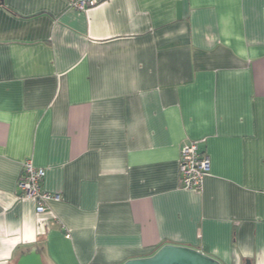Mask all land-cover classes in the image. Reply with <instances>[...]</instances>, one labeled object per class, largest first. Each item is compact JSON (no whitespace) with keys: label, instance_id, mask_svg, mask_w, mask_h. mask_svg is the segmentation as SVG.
I'll return each mask as SVG.
<instances>
[{"label":"crops","instance_id":"0c3cea01","mask_svg":"<svg viewBox=\"0 0 264 264\" xmlns=\"http://www.w3.org/2000/svg\"><path fill=\"white\" fill-rule=\"evenodd\" d=\"M1 1L0 264L166 244L264 264V0ZM189 141L201 191L179 183ZM27 160L60 196L40 217L17 198Z\"/></svg>","mask_w":264,"mask_h":264},{"label":"built area","instance_id":"2783aa9c","mask_svg":"<svg viewBox=\"0 0 264 264\" xmlns=\"http://www.w3.org/2000/svg\"><path fill=\"white\" fill-rule=\"evenodd\" d=\"M109 0H69V6L75 11L84 12L95 8ZM210 172V161L199 149L198 142L184 143L179 150L178 177L181 187L185 190L201 191L204 178ZM43 168L33 166L27 160L23 163V172L18 178L17 189L19 200H30L35 204V214L42 216L48 209V203L59 201L60 196L50 194L42 189ZM69 238V235H65Z\"/></svg>","mask_w":264,"mask_h":264},{"label":"water","instance_id":"95a60500","mask_svg":"<svg viewBox=\"0 0 264 264\" xmlns=\"http://www.w3.org/2000/svg\"><path fill=\"white\" fill-rule=\"evenodd\" d=\"M17 264H41L35 255L21 258ZM123 264H221L199 250L189 247L166 244L153 255L145 258L130 259ZM245 264H250L246 262Z\"/></svg>","mask_w":264,"mask_h":264},{"label":"trees","instance_id":"16d2710c","mask_svg":"<svg viewBox=\"0 0 264 264\" xmlns=\"http://www.w3.org/2000/svg\"><path fill=\"white\" fill-rule=\"evenodd\" d=\"M0 2H2V1L0 0Z\"/></svg>","mask_w":264,"mask_h":264}]
</instances>
